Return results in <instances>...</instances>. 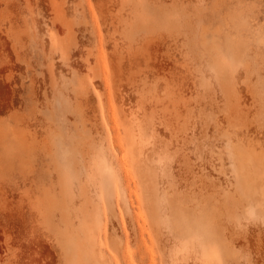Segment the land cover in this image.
<instances>
[{
	"label": "rangeland",
	"instance_id": "obj_1",
	"mask_svg": "<svg viewBox=\"0 0 264 264\" xmlns=\"http://www.w3.org/2000/svg\"><path fill=\"white\" fill-rule=\"evenodd\" d=\"M0 264H264V0H0Z\"/></svg>",
	"mask_w": 264,
	"mask_h": 264
},
{
	"label": "bare ground",
	"instance_id": "obj_2",
	"mask_svg": "<svg viewBox=\"0 0 264 264\" xmlns=\"http://www.w3.org/2000/svg\"><path fill=\"white\" fill-rule=\"evenodd\" d=\"M154 209V208H153Z\"/></svg>",
	"mask_w": 264,
	"mask_h": 264
}]
</instances>
